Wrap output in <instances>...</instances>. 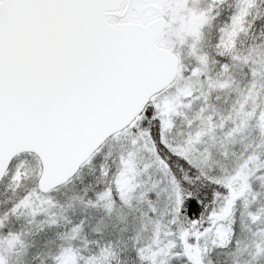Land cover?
<instances>
[{
  "label": "snow or ice",
  "instance_id": "snow-or-ice-1",
  "mask_svg": "<svg viewBox=\"0 0 264 264\" xmlns=\"http://www.w3.org/2000/svg\"><path fill=\"white\" fill-rule=\"evenodd\" d=\"M0 264H264V0H0Z\"/></svg>",
  "mask_w": 264,
  "mask_h": 264
}]
</instances>
